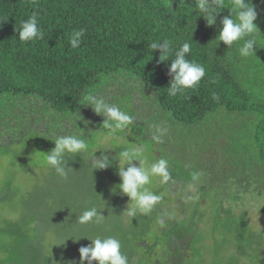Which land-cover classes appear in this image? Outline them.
Wrapping results in <instances>:
<instances>
[{"label":"rangeland","instance_id":"374dc122","mask_svg":"<svg viewBox=\"0 0 264 264\" xmlns=\"http://www.w3.org/2000/svg\"><path fill=\"white\" fill-rule=\"evenodd\" d=\"M166 1L171 6L174 0ZM93 92L133 118L116 138L106 136L107 129L102 126L105 118L91 106L81 104L73 113L64 115L38 97H1L0 150L10 152L1 161L5 165L9 156L15 159L8 171L16 177L17 186L33 193L29 208L17 202L14 208L4 210L2 217L16 220L15 216L24 210L31 212L35 234L40 236L51 264H80L79 249L91 241H76L72 236H114L121 241L128 264H188L189 260L190 264H264V199L246 195L248 188L236 202L228 197L231 185H242L237 174L247 159L227 154L235 142L231 134L239 132L232 128L229 113L212 114L196 126L182 125L162 110L150 84L128 72L107 75ZM154 125L166 129L161 142L153 139ZM71 134L87 138L90 149L82 154L85 163L80 156L69 159L68 178L63 179L40 161L55 146V138ZM241 138L248 140L247 130ZM128 146L143 148L149 163L159 158L169 162L171 179L162 185L154 178L152 190L162 200L147 216H127L130 198L118 189L113 191L122 182L116 155ZM95 151L97 157L103 153L116 163L105 169L86 167L88 161L94 163ZM133 163L139 166L138 161ZM178 167L186 173L179 174ZM194 175L195 181L187 180ZM233 178L235 183L231 184ZM189 185H195V189ZM92 206L101 210L104 221L79 224L77 216ZM231 206L246 226L238 220L232 233L217 230V218L225 217ZM196 211L195 220L182 227L187 216ZM177 226L182 228L169 242L167 232Z\"/></svg>","mask_w":264,"mask_h":264},{"label":"trees","instance_id":"16d2710c","mask_svg":"<svg viewBox=\"0 0 264 264\" xmlns=\"http://www.w3.org/2000/svg\"><path fill=\"white\" fill-rule=\"evenodd\" d=\"M252 3L260 33L256 54L243 58L235 47L230 50L215 40L222 19L231 15L230 9L221 10L216 24L209 26L204 17L195 18L196 12L187 11V7H195V0H184V11L181 0H174L171 6L166 0H0V100L9 94L38 97L56 112L69 115L83 102L82 94L98 88L107 75L131 73L156 90L162 110L182 125L196 126L212 114L228 112L232 128L239 132L231 134L235 142L227 154L239 160L247 157L237 174L242 185H231L229 200L242 199L246 188V195L264 199V0ZM34 13L44 38L22 42L18 38L21 22ZM76 29H83L85 36L81 46L72 49L69 39ZM164 39L172 42L173 51L185 41L192 45L187 58L206 69L195 90L177 97L168 95V68L174 56L160 62V51L148 48L151 42ZM245 130L248 140L244 142L241 136ZM4 150H0V264H51L35 234L31 212L24 210L16 220L2 217V212L17 202L29 208L33 197L31 190L17 186L16 177L8 171L15 159L9 156L3 165L1 159L10 153ZM80 159L86 162L82 154ZM88 162L86 167L93 166ZM178 169L179 174L186 173ZM197 212L189 214L181 226L195 220ZM224 216L217 218V230L232 233L238 220L246 226L232 206ZM182 227L167 232L169 242ZM192 230L197 233L196 227Z\"/></svg>","mask_w":264,"mask_h":264},{"label":"clouds","instance_id":"9594fccd","mask_svg":"<svg viewBox=\"0 0 264 264\" xmlns=\"http://www.w3.org/2000/svg\"><path fill=\"white\" fill-rule=\"evenodd\" d=\"M180 7L184 11V0H181ZM225 8L230 9L231 15L222 19V28L215 40L219 44L223 42L230 50L235 47L240 57L247 58L256 54L254 46L258 45L257 35L260 30L255 23L258 13L252 0H247V2L246 0H195V7H187V11L190 14L196 12L195 18L202 16L207 24L212 26L216 24L217 14ZM84 36L83 29L73 30L69 39L71 48L78 49ZM18 38L25 43L44 38V32L35 13L21 22ZM148 48L150 52L160 51V62L169 61V56H174L170 60L168 68L171 80L167 93L170 97L183 95L189 89L195 90L206 76V69L203 65L194 59L187 58L192 52V45L187 41L180 44L175 51H173L172 42L168 39L153 41L148 44ZM82 101L81 104L91 106L96 114L105 118L102 126L107 129V137L116 138L119 132L127 129L133 122V118L127 112L107 102L93 91L86 90L82 94ZM154 128L153 139L156 142H161V137L166 129H162L159 125H154ZM53 141L55 146L51 151L45 153L40 163L44 167L54 169L61 178L67 179L69 159L72 156L77 157L89 152L88 139L79 134H71L61 135ZM97 151L94 153L93 170L109 167L113 163L112 157L103 153L97 157L95 155ZM115 160L119 161L118 174L122 182L113 191L118 189L122 195L130 198V203L125 211L126 215L134 218L137 215L151 214L162 200V196L152 190L154 178H158L162 185L167 184L171 179L168 160L159 158L149 163L143 148L135 146H128L119 151ZM134 161H138L139 166H136ZM196 179L197 177L194 175L193 180ZM189 188L194 190L195 185H189ZM77 217L79 224H100L105 219L101 210L95 206L85 209ZM70 238H74L76 241L87 238L91 241V244L79 249L80 264H85V261L87 264H93L94 261L97 264H128V257L122 251V243L114 236H97L96 238L72 236Z\"/></svg>","mask_w":264,"mask_h":264}]
</instances>
